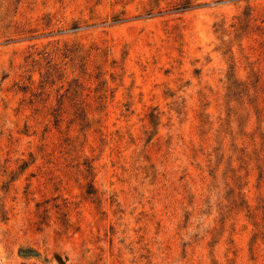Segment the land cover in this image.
I'll use <instances>...</instances> for the list:
<instances>
[{"label": "rangeland", "instance_id": "1", "mask_svg": "<svg viewBox=\"0 0 264 264\" xmlns=\"http://www.w3.org/2000/svg\"><path fill=\"white\" fill-rule=\"evenodd\" d=\"M0 264H264V0H0Z\"/></svg>", "mask_w": 264, "mask_h": 264}]
</instances>
